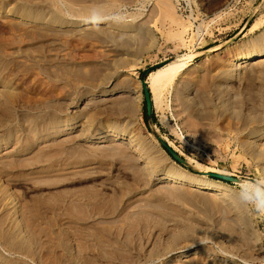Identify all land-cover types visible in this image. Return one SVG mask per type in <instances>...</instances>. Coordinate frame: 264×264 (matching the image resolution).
<instances>
[{
  "label": "rangeland",
  "instance_id": "rangeland-1",
  "mask_svg": "<svg viewBox=\"0 0 264 264\" xmlns=\"http://www.w3.org/2000/svg\"><path fill=\"white\" fill-rule=\"evenodd\" d=\"M259 40L264 0H0V264H264V216L239 184L225 201L157 181L172 168L158 139L190 173L264 178V64L232 75L216 50ZM188 56L153 101L165 155L146 139L148 167L125 140H92L150 133L143 75ZM125 82L137 92L100 95Z\"/></svg>",
  "mask_w": 264,
  "mask_h": 264
},
{
  "label": "bare ground",
  "instance_id": "bare-ground-1",
  "mask_svg": "<svg viewBox=\"0 0 264 264\" xmlns=\"http://www.w3.org/2000/svg\"><path fill=\"white\" fill-rule=\"evenodd\" d=\"M101 20H90L88 24H98L101 23ZM87 25V24H84ZM81 26V25H80ZM185 27V26H184ZM88 29H93V27L87 26ZM186 29L180 33V36L185 34ZM241 45V44H239ZM239 45L228 46L224 48L223 45L216 48L217 51H221V55L225 58L223 64L230 67V74H237L239 71H242L248 65L252 66H262L264 64V40L255 41L254 43H246L244 46L239 47ZM193 58V56L178 58L176 61L167 65L166 67L159 68L152 72L148 81V87L153 96V101L155 106L159 105L160 92L164 88L173 85L178 77L184 74L192 64L188 63V60ZM126 81V80H124ZM137 92L133 84L125 82V84H112L108 86L106 90L101 92V96L108 97L116 94H128L131 96ZM131 94V95H130ZM130 107L133 106L131 103ZM135 116L136 113H135ZM88 119L85 117L77 119H71V122L65 126L66 131L74 130L78 128H83L87 125ZM131 128H126L121 131H103L98 134L93 139L95 143L101 144L106 142H116L125 140L127 145L131 148L132 153L139 156L140 161L144 162L146 166H152V160L149 158L147 147L145 148V140L150 141L158 152H161L165 155V152L158 148L157 142L154 139L153 135L149 132H145L142 128H139L137 125L132 124ZM69 127V128H67ZM138 127V128H137ZM264 137V130L256 136V138L261 139ZM183 140H185L183 138ZM4 144H7L5 141ZM166 159L170 161L172 168L169 170L159 169L160 173L157 175V181L164 183V185L169 186H180V187H189L194 190L200 191L204 194L220 197L225 201L232 200L234 196V189L232 186L225 184L221 181L210 179L204 175H197L186 171L184 168L179 166L174 160H171L169 156L165 155ZM154 165V164H153ZM203 173H208L203 172ZM202 173V174H203ZM257 177L260 174L255 173ZM240 181V180H239ZM239 184V183H238ZM195 251V250H194ZM189 252H184L183 254H188ZM191 255L199 256V251H192ZM253 263V262H252ZM251 262L246 264H252ZM200 264V263H198ZM202 264V263H201Z\"/></svg>",
  "mask_w": 264,
  "mask_h": 264
},
{
  "label": "clouds",
  "instance_id": "clouds-1",
  "mask_svg": "<svg viewBox=\"0 0 264 264\" xmlns=\"http://www.w3.org/2000/svg\"><path fill=\"white\" fill-rule=\"evenodd\" d=\"M238 202L264 216V178L239 181Z\"/></svg>",
  "mask_w": 264,
  "mask_h": 264
},
{
  "label": "water",
  "instance_id": "water-1",
  "mask_svg": "<svg viewBox=\"0 0 264 264\" xmlns=\"http://www.w3.org/2000/svg\"><path fill=\"white\" fill-rule=\"evenodd\" d=\"M148 73V72H147ZM142 87H143V92H144V97H145V102H146V108H147V113L149 116L152 114L153 110V100L151 98V91L148 87V83L144 79H142ZM161 145L164 147V149L168 152L170 157L178 164L185 165L187 166L188 164L186 163L185 160H183L167 143L164 141H160ZM204 176L206 177H212L214 179H218L221 181H225L231 184H238L239 180L234 178V177H229V176H224L216 173H203Z\"/></svg>",
  "mask_w": 264,
  "mask_h": 264
},
{
  "label": "trees",
  "instance_id": "trees-1",
  "mask_svg": "<svg viewBox=\"0 0 264 264\" xmlns=\"http://www.w3.org/2000/svg\"><path fill=\"white\" fill-rule=\"evenodd\" d=\"M147 76H148V74H144V75H143V79L146 81V83H148V82H147ZM151 98H152V96H151ZM144 106H145V118H146V121H147V124H148V129H149L150 133H152V130H151V127H150L149 121L151 120L152 123H153L154 125H158V122H157V119H156V117H155V113H154V107H153V110H152V114H151V116H148V113H147V110H146V102H145ZM157 139H158V138H157ZM158 141L160 142L161 140L158 139ZM162 147H163V146H162ZM163 149H164V147H163ZM164 150H165V149H164ZM167 153H168V152H167ZM169 156H170V155H169ZM181 166H182V165H181ZM182 167H184V166H182ZM216 180H217V179H216ZM218 181H220V180H218ZM222 182H224V181H222ZM224 183H227V184L232 185L231 183H228V182H224Z\"/></svg>",
  "mask_w": 264,
  "mask_h": 264
}]
</instances>
